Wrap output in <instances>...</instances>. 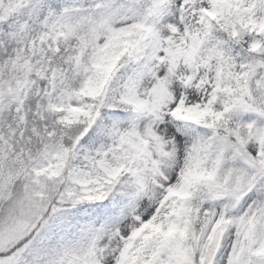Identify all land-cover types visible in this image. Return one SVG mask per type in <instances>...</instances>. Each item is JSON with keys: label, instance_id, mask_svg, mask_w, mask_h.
<instances>
[{"label": "snow or ice", "instance_id": "6c2138e0", "mask_svg": "<svg viewBox=\"0 0 264 264\" xmlns=\"http://www.w3.org/2000/svg\"><path fill=\"white\" fill-rule=\"evenodd\" d=\"M0 264H264V0H0Z\"/></svg>", "mask_w": 264, "mask_h": 264}]
</instances>
